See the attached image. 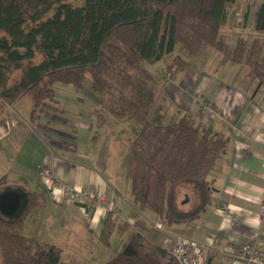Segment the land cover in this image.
I'll use <instances>...</instances> for the list:
<instances>
[{
    "label": "trees",
    "instance_id": "16d2710c",
    "mask_svg": "<svg viewBox=\"0 0 264 264\" xmlns=\"http://www.w3.org/2000/svg\"><path fill=\"white\" fill-rule=\"evenodd\" d=\"M243 3L0 0V104L13 106L29 98L35 121L52 108L46 104L49 96L64 87L84 91L90 77L103 113H97L100 119L141 125L129 147L134 204L152 213L166 229L192 227L208 211L224 207L214 183L229 136L186 112L171 119L156 112L165 80L150 68L166 62V72L173 78L189 69L200 50L210 48L222 56V64L248 68L264 86V0L255 7L254 20L241 14ZM230 20L232 25L237 22L232 29L241 27L234 48L227 40ZM251 21L254 28L244 34ZM178 45L190 54L189 59L176 55ZM0 187H5L4 180ZM39 206L41 202L32 197L28 211L16 219L0 214V264H68L59 248L23 234L29 213ZM80 207L87 213L93 208ZM131 219L133 226L121 222L118 213L105 220L100 237L105 247L114 235L128 237L126 250L106 264H177L164 247L142 235L147 228L142 220Z\"/></svg>",
    "mask_w": 264,
    "mask_h": 264
},
{
    "label": "crops",
    "instance_id": "0c3cea01",
    "mask_svg": "<svg viewBox=\"0 0 264 264\" xmlns=\"http://www.w3.org/2000/svg\"><path fill=\"white\" fill-rule=\"evenodd\" d=\"M254 1L259 4L261 0ZM247 7L241 5L242 15L254 20L253 6ZM252 25L254 22H248L243 33L247 34ZM240 28L233 27L239 29L236 32ZM198 54L201 60L198 55L187 71L173 78L166 72V62L150 68L165 80L156 112L167 119L186 112L229 136L222 170L214 183L224 207L207 212L197 226V239L182 237V229L164 228L152 213L140 211L131 196L123 199L117 173L127 166L131 145L123 143L120 127L129 121L100 119L97 113L102 111L101 105L91 90L66 87L46 99L52 108L35 121L29 98L13 106L0 104V182L3 178L5 182L0 196L11 190L21 197L18 217L28 211L30 198L41 202L24 223L25 236L59 248L68 264H106L116 256L120 247L115 238L123 240L126 236L114 235L109 247L100 242L111 213H118L121 222L127 216L138 217L147 226L142 235L157 247L163 248L168 239L196 243L206 264H224L227 250L264 243V86L251 77L248 68L222 64L210 48ZM84 92L87 95L82 96ZM86 102L89 108L83 110L87 117L82 113ZM32 161L34 172L29 170ZM9 165L16 178L13 181L4 176ZM45 169H51L65 186L99 193L104 200L102 207L92 208L85 217L81 204L72 203L60 193L50 195L41 176ZM157 226L163 230H157ZM151 229L160 234L161 246L156 237H149ZM33 230L38 233L36 237L32 236ZM215 241L220 244L215 245Z\"/></svg>",
    "mask_w": 264,
    "mask_h": 264
},
{
    "label": "built area",
    "instance_id": "2783aa9c",
    "mask_svg": "<svg viewBox=\"0 0 264 264\" xmlns=\"http://www.w3.org/2000/svg\"><path fill=\"white\" fill-rule=\"evenodd\" d=\"M47 184V192L51 195L56 193L62 194L64 197L71 198L72 203L78 205H86L93 208L102 207L103 197L91 190L72 189L68 186L62 185L55 175L50 170H45L42 173ZM82 213L87 217V210L82 207ZM128 225L133 226L134 221L129 219L126 221ZM157 230L163 229L157 226ZM219 245L218 241L214 242ZM170 255L175 259L177 264H206L204 258L200 255L199 245L192 241L183 238L174 240H167L163 246ZM227 261L224 264H264V243L260 246L256 244H246L238 250H227L225 252Z\"/></svg>",
    "mask_w": 264,
    "mask_h": 264
},
{
    "label": "rangeland",
    "instance_id": "374dc122",
    "mask_svg": "<svg viewBox=\"0 0 264 264\" xmlns=\"http://www.w3.org/2000/svg\"><path fill=\"white\" fill-rule=\"evenodd\" d=\"M247 3H249L251 6H253V9L255 10V7L257 6V4H258V2H256V1H254V0H244V3H243V7H247V6H249L250 7V5H245V4H247ZM248 8V7H247ZM244 12V11H243ZM243 12L241 13V14H243ZM241 19H242V17H238V19H237V21L239 22V25H240V22H241ZM253 21H251L250 23H252ZM232 23H233V21L232 20H230L229 21V23H228V26H227V28H229V30H228V32H230L231 34H230V38L229 39H227L228 40V43H229V45H230V47H232V48H234L235 47V45H236V41L238 40V37H239V35H240V33H238V32H236L235 30L233 31V29H232V27L231 26H236V24H237V22H235V24L234 25H232ZM248 28H249V30L251 31L253 28H254V26L252 25V26H248ZM225 31L223 30V33H224ZM224 35H225V33H224ZM251 36V34H249L248 36H244L245 38L247 37H250ZM236 37H237V39H236ZM175 52H176V55H180V56H186V57H188V59L190 58V54H188V52L186 51V49L182 46V45H178L177 47H176V50H175ZM199 54L197 53V55H195L194 56V58H193V60H195L196 59V57L198 56ZM217 56L220 58L219 60H221V62H222V56L221 55H219L218 53H217ZM201 58H202V56H200L199 55V60H201ZM192 60V61H193ZM223 63V62H222ZM165 65V64H164ZM222 68V67H221ZM84 85H85V88H86V90H91L92 89V81H91V78L90 77H88L87 76V78H86V81H85V83H84ZM91 92L94 94V92L91 90ZM84 95H87V92H84L83 94H82V96H84ZM95 95V94H94ZM96 96V95H95ZM89 108V103L88 102H86L84 105H83V107H82V113L85 115V117H87V113L83 110V109H88ZM100 112H102V111H99V113ZM120 130H121V133H122V135H123V143L124 144H126V145H131L134 141H135V139L138 137V135L140 134V131H141V125H140V123H138L137 121H129L127 124H125V125H123L122 127H120ZM124 135L126 136V137H124ZM134 138V141H132L131 139H133ZM132 141V142H131ZM128 157H129V159H128V161H126V163H127V166L126 167H122V170H121V172L120 173H117V183L119 184V187H120V189H121V192H122V197H123V199H128V198H130V196H131V189H130V179H129V177H128V172H129V163H130V149H128ZM9 162H10V164H12V162H11V160H8ZM33 166H35L36 167V165H35V162L34 161H32V163H31V165L29 166V170L31 171V172H34L33 171ZM9 168H10V165L8 166V168H7V171H6V173H5V177H7L10 181H13V180H15L16 178H15V176L13 175V173H11L10 172V170H9ZM13 169V168H12ZM15 170H17V167H15ZM45 170H50L52 173H53V175H55V173L51 170V169H45ZM45 170H43L42 171V173L45 171ZM42 173H41V176H42ZM39 174L40 173H37V177L39 178ZM55 177L57 178V176L55 175ZM45 179V178H44ZM4 180V178L2 179V181ZM57 180L59 181V179L57 178ZM60 182V181H59ZM61 183V182H60ZM62 184V183H61ZM63 185V184H62ZM46 190H47V184H46ZM48 193V192H47ZM51 195V194H50ZM131 198H132V196H131ZM205 218V217H204ZM125 219V218H124ZM126 219L127 220H129L130 219V216H127L126 217ZM198 226V224H195V225H193L192 227H186L185 229H183L185 232H183V236L182 237H185L186 239H197V237L195 236L196 235V233L198 232V229H199V227H197ZM149 232V237H156V239H158L157 240V243H158V245H160L161 246V241H159L160 240V234H159V236L157 235V234H155L154 232H153V229H151L150 231H148ZM164 232H165V230H164ZM32 233V236L33 237H36L37 235H38V233L35 231V230H33V232H31ZM144 233V232H143ZM157 235V236H156ZM185 235V236H184ZM127 236L125 237V239H119V238H115V240H118V242L117 241H115V242H117V245H118V247H120V252H123V251H125L126 250V248H127V246H128V240H127ZM168 240H172V239H168ZM53 246V245H52Z\"/></svg>",
    "mask_w": 264,
    "mask_h": 264
},
{
    "label": "water",
    "instance_id": "95a60500",
    "mask_svg": "<svg viewBox=\"0 0 264 264\" xmlns=\"http://www.w3.org/2000/svg\"><path fill=\"white\" fill-rule=\"evenodd\" d=\"M21 202V197L16 192H4L0 196V213L7 219H16L21 211Z\"/></svg>",
    "mask_w": 264,
    "mask_h": 264
}]
</instances>
